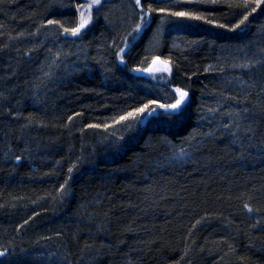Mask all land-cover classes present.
Returning <instances> with one entry per match:
<instances>
[{
    "label": "trees",
    "instance_id": "trees-1",
    "mask_svg": "<svg viewBox=\"0 0 264 264\" xmlns=\"http://www.w3.org/2000/svg\"><path fill=\"white\" fill-rule=\"evenodd\" d=\"M87 3L0 0V264H264V0Z\"/></svg>",
    "mask_w": 264,
    "mask_h": 264
},
{
    "label": "rangeland",
    "instance_id": "rangeland-1",
    "mask_svg": "<svg viewBox=\"0 0 264 264\" xmlns=\"http://www.w3.org/2000/svg\"><path fill=\"white\" fill-rule=\"evenodd\" d=\"M102 1V0H101ZM89 5H91V7H89ZM97 5H99V4H92V0H88V3H87V5H86V7H84L81 11H80V14H79V20H80V23H79V26H78V28H79V32L76 34V35H72L73 37L74 36H77V35H79L80 33H82L87 27H88V25H89V22H90V10H91V8H93L94 6H97ZM81 12H83V13H85V16L83 17V19H86L88 22L84 25V27H82V28H80V24H81V22H82V17H81ZM162 71V67H159V66H156L154 69H153V71H152V74H150L151 75V77H154V76H156V75H158L160 72ZM170 106V105H169ZM166 108H168V106H166V105H163V106H157V108H155V109H153V110H151V111H148V112H144L141 116H140V118H135V117H132L131 118V120H133L132 121V123L134 122V125H137V126H140V127H142V126H144L153 116H156L157 114H158V112H156V111H158V110H161L162 111V109H166ZM142 112H140V113H138V115H140ZM137 115V116H138ZM136 116V117H137ZM113 133H115L114 131H113ZM131 132H129L128 134H130ZM116 134V133H115ZM126 135H127V133H126ZM125 135V138L127 137Z\"/></svg>",
    "mask_w": 264,
    "mask_h": 264
},
{
    "label": "water",
    "instance_id": "water-1",
    "mask_svg": "<svg viewBox=\"0 0 264 264\" xmlns=\"http://www.w3.org/2000/svg\"><path fill=\"white\" fill-rule=\"evenodd\" d=\"M159 64H161V62H160L159 60L153 61V62L147 67V69H145V70H139V71L136 72V74L139 75V76H147V75H149V74L153 71V69H154L157 65H159ZM180 91H181V90H180ZM181 92H183V91H181ZM179 100H180V93H179V92H176V101H175L173 104H171L170 106H168V108L163 109L162 113H163V114H176L177 111H178V109H179V107L182 105L183 102L180 103L179 106L176 107V108H172L171 106L177 104V101H179ZM183 100H184V99H183Z\"/></svg>",
    "mask_w": 264,
    "mask_h": 264
},
{
    "label": "snow or ice",
    "instance_id": "snow-or-ice-1",
    "mask_svg": "<svg viewBox=\"0 0 264 264\" xmlns=\"http://www.w3.org/2000/svg\"><path fill=\"white\" fill-rule=\"evenodd\" d=\"M100 3H101V0H92V4H100ZM137 3L139 4L140 0H137ZM89 7H91V5H89ZM257 7H259V3H257ZM253 11H255V9H253ZM176 15L183 16L186 14L185 13H176ZM84 16H85V13L81 12L82 22L80 24V28L84 27V25L88 22L86 19H83ZM193 18L199 19L198 17H193ZM244 20H247V16L244 17ZM243 22L244 21L242 20L241 23H243ZM78 32H79V28H76L72 31V35H76ZM177 92L180 93V100L177 101V104L172 105L171 106L172 108L178 107L179 104L183 102L184 97L187 95V93L181 92L179 89H177ZM140 111L143 112L144 109H141ZM2 255H3V253H0V256H2Z\"/></svg>",
    "mask_w": 264,
    "mask_h": 264
}]
</instances>
